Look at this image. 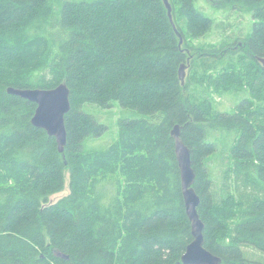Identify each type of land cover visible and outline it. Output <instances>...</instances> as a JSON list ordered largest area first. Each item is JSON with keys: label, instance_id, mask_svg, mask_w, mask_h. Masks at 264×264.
<instances>
[{"label": "trees", "instance_id": "trees-1", "mask_svg": "<svg viewBox=\"0 0 264 264\" xmlns=\"http://www.w3.org/2000/svg\"><path fill=\"white\" fill-rule=\"evenodd\" d=\"M197 1L170 0L171 20L164 0H0V264H180L193 235L176 124L191 148L205 246L221 264H264L246 250L264 253V0L213 1L252 16L244 38L224 39L240 56L219 76L228 91L244 79L251 96L211 115L186 93L196 74L182 84L179 73L188 52L204 74L221 59L224 45L191 42L214 26ZM61 82L71 89L63 152L32 123L37 104L8 92ZM116 102L134 115L118 120L114 141L89 148L108 130L92 110ZM214 131L236 133L225 172L237 196L206 167ZM68 172L69 193L52 202Z\"/></svg>", "mask_w": 264, "mask_h": 264}, {"label": "rangeland", "instance_id": "rangeland-1", "mask_svg": "<svg viewBox=\"0 0 264 264\" xmlns=\"http://www.w3.org/2000/svg\"><path fill=\"white\" fill-rule=\"evenodd\" d=\"M213 1L214 0L197 1V5L200 10L213 18L214 26L207 36L200 39H191V42L194 45L212 44L218 49L224 45V47L219 50L221 59L218 60L215 69H212L204 74L200 67L198 68L193 65L197 53L188 52L185 70V80L190 74H196L190 88L186 91L187 95L194 94L201 99V101L209 108L210 115L216 112H233L243 99L250 98L251 96L250 86L244 79L242 81H237L238 85L232 83V86L230 87L231 91H228V87L225 82L223 81V83H221L223 78H219V76L220 74L226 72L232 64H236L240 56V54L234 56L228 54L234 45L224 42V39L227 37L244 38V36L251 29L252 16L250 13H246L245 11L235 10L234 7L226 6L225 9H217L215 8V3ZM240 43L242 45V42ZM237 49L238 47L236 46V51ZM224 50L226 53H223ZM211 76L214 78L218 77L219 79L217 81L212 79L214 83H211L208 80ZM92 111L101 122L107 124L108 130L99 138H90L88 140L89 148H103L114 141L118 137V120L121 117H130L134 115L132 110L121 107V105L117 102L109 109L96 107V109ZM237 133L239 134V132ZM235 134V132L229 134L226 131L213 132L212 139L216 144V150L215 153L207 159L206 167L210 171H213L215 180L218 182L219 186L226 180L230 184L232 193L236 195L234 172L232 170H230L228 174L225 172L229 168L227 152L229 151V143L227 142L226 137L232 138L233 141ZM69 191L68 172L66 175V185L64 191L52 195L50 199L52 202H56L67 195ZM246 250L248 251V254L252 255L250 257L251 259L257 260V258L260 257L264 258V253L258 251L257 249L247 247Z\"/></svg>", "mask_w": 264, "mask_h": 264}, {"label": "water", "instance_id": "water-1", "mask_svg": "<svg viewBox=\"0 0 264 264\" xmlns=\"http://www.w3.org/2000/svg\"><path fill=\"white\" fill-rule=\"evenodd\" d=\"M172 20V5L170 0H164ZM179 32V31H178ZM180 45L184 39L179 32ZM264 67V57L258 58ZM186 64L179 70L182 84L185 83ZM8 92L26 98L37 104L32 123L45 129L49 135L54 136L60 152L64 151L67 142L65 116L71 110V89L66 82H61L54 88H15L10 86ZM182 126L176 124L172 130L175 139V154L179 166L182 193L187 216L191 222L193 240L182 255L180 264H221L222 258L205 246V223L200 216L198 207L201 198L194 186L196 172L193 166L191 148L182 138Z\"/></svg>", "mask_w": 264, "mask_h": 264}, {"label": "bare ground", "instance_id": "bare-ground-1", "mask_svg": "<svg viewBox=\"0 0 264 264\" xmlns=\"http://www.w3.org/2000/svg\"><path fill=\"white\" fill-rule=\"evenodd\" d=\"M186 251V250H185ZM182 258V257H181Z\"/></svg>", "mask_w": 264, "mask_h": 264}]
</instances>
